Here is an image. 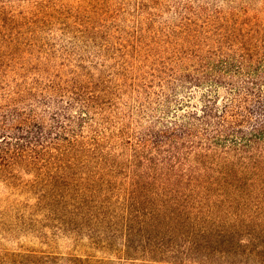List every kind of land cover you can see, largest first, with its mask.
<instances>
[{
  "label": "trees",
  "instance_id": "obj_1",
  "mask_svg": "<svg viewBox=\"0 0 264 264\" xmlns=\"http://www.w3.org/2000/svg\"><path fill=\"white\" fill-rule=\"evenodd\" d=\"M0 264H264V0H0Z\"/></svg>",
  "mask_w": 264,
  "mask_h": 264
},
{
  "label": "rangeland",
  "instance_id": "obj_2",
  "mask_svg": "<svg viewBox=\"0 0 264 264\" xmlns=\"http://www.w3.org/2000/svg\"><path fill=\"white\" fill-rule=\"evenodd\" d=\"M19 244L23 245L26 248H34V249H42V250H51V251H57V252H73V253H84L89 252L93 253L92 250H84L85 248L78 247L77 245H74L71 240H69L66 237H59L58 239L53 240L52 242H42L39 239L32 238V237H26L22 238L21 241H6L2 240L1 245L6 248H17ZM101 254V253H97Z\"/></svg>",
  "mask_w": 264,
  "mask_h": 264
}]
</instances>
